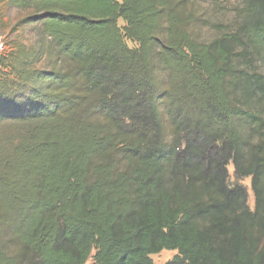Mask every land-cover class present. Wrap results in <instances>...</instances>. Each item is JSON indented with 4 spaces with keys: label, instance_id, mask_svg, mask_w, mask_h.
Masks as SVG:
<instances>
[{
    "label": "trees",
    "instance_id": "1",
    "mask_svg": "<svg viewBox=\"0 0 264 264\" xmlns=\"http://www.w3.org/2000/svg\"><path fill=\"white\" fill-rule=\"evenodd\" d=\"M200 1H6L0 264H264V0Z\"/></svg>",
    "mask_w": 264,
    "mask_h": 264
},
{
    "label": "rangeland",
    "instance_id": "2",
    "mask_svg": "<svg viewBox=\"0 0 264 264\" xmlns=\"http://www.w3.org/2000/svg\"><path fill=\"white\" fill-rule=\"evenodd\" d=\"M7 0H3L0 4V50L5 49V44L9 41L12 37L16 34L11 33V29L17 24L19 20H21L25 15L26 12L21 11L19 8L11 6L7 4ZM199 8L202 13L206 15H216L220 16L226 22H230L231 25L235 26L237 24V18L235 15V8L240 5L239 0H221L219 2V10H216V7L213 6L212 0H201L199 3ZM120 25H123V21L120 20ZM27 37L30 39L33 38L28 29H26ZM130 46H134L133 43H129ZM229 172L231 175V182L239 183L247 187L249 193V205L251 208H254L255 205V197L251 186V178H238L235 175L234 166L230 164L228 166ZM176 251L171 250H163L158 254L152 255V259L154 264H165L168 260L172 259ZM94 255V253H93ZM93 263V257L89 259L87 264Z\"/></svg>",
    "mask_w": 264,
    "mask_h": 264
}]
</instances>
